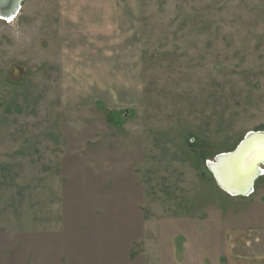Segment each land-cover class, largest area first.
<instances>
[{
  "label": "rangeland",
  "instance_id": "1",
  "mask_svg": "<svg viewBox=\"0 0 264 264\" xmlns=\"http://www.w3.org/2000/svg\"><path fill=\"white\" fill-rule=\"evenodd\" d=\"M140 1L137 35L92 54L63 0L0 21V264L262 253L264 175L232 197L207 165L264 131V0Z\"/></svg>",
  "mask_w": 264,
  "mask_h": 264
},
{
  "label": "crops",
  "instance_id": "2",
  "mask_svg": "<svg viewBox=\"0 0 264 264\" xmlns=\"http://www.w3.org/2000/svg\"><path fill=\"white\" fill-rule=\"evenodd\" d=\"M127 2L129 6L124 7V3L127 4ZM140 4V0H63L60 16L62 36H66L69 45L68 38L78 39L81 36L78 35V26L80 25L82 28L86 24L90 30L86 34L89 36V40L83 39L82 43L87 46L89 51L93 49L90 51L91 54L95 49L108 50L110 46L122 45L123 40L119 41L121 37L123 38L129 33L131 36L137 35L138 28L136 29L134 26L138 25L137 17L141 12ZM125 22L136 30L125 33L123 29L128 26ZM80 42L81 40L78 39L77 42L73 41V45L69 46L72 47ZM76 60H79L77 56ZM105 61H110V58L106 57ZM261 249L262 253L249 257H239L228 253L225 264H264V248Z\"/></svg>",
  "mask_w": 264,
  "mask_h": 264
},
{
  "label": "water",
  "instance_id": "3",
  "mask_svg": "<svg viewBox=\"0 0 264 264\" xmlns=\"http://www.w3.org/2000/svg\"><path fill=\"white\" fill-rule=\"evenodd\" d=\"M23 1L0 0V21L16 19ZM207 167L227 195L248 197L256 180L264 175V131L248 133L233 152L217 156Z\"/></svg>",
  "mask_w": 264,
  "mask_h": 264
},
{
  "label": "bare ground",
  "instance_id": "4",
  "mask_svg": "<svg viewBox=\"0 0 264 264\" xmlns=\"http://www.w3.org/2000/svg\"><path fill=\"white\" fill-rule=\"evenodd\" d=\"M19 14H20V12H19ZM19 14H18V15H19ZM16 19H17V17H16ZM16 19H14V20H12V21H10V22H15V21H16ZM6 23H7V22H6ZM11 24H12V23H11Z\"/></svg>",
  "mask_w": 264,
  "mask_h": 264
}]
</instances>
